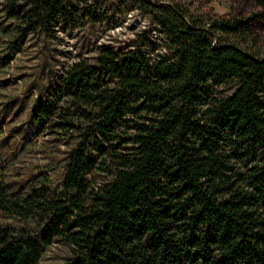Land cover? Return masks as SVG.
Here are the masks:
<instances>
[{
  "label": "trees",
  "instance_id": "16d2710c",
  "mask_svg": "<svg viewBox=\"0 0 264 264\" xmlns=\"http://www.w3.org/2000/svg\"><path fill=\"white\" fill-rule=\"evenodd\" d=\"M127 1L147 30L67 65L25 130L0 117V215L32 223L0 226V264H44L55 244L70 250L62 264H264V47L251 18ZM28 2L7 56L23 31L50 39L54 23L82 29L118 9ZM28 132L68 147L57 183L49 170L12 180Z\"/></svg>",
  "mask_w": 264,
  "mask_h": 264
},
{
  "label": "rangeland",
  "instance_id": "374dc122",
  "mask_svg": "<svg viewBox=\"0 0 264 264\" xmlns=\"http://www.w3.org/2000/svg\"><path fill=\"white\" fill-rule=\"evenodd\" d=\"M190 10H210L215 16L251 18V32L264 47V10L252 0H179ZM118 9L100 10L94 24L82 29L54 23L50 26V39L39 32L23 31L26 35L13 46L10 56L6 46L9 41L22 36L20 15L29 9L28 0H0V117H5L9 128L25 130L29 112L45 90L56 84L57 76L72 62L89 59L100 45L123 48L136 35L148 29L149 22L131 8L127 0H115ZM90 3H78V7L90 8ZM19 12L18 18L8 14ZM11 44V43H10ZM16 137L18 148L7 163L12 180L27 179L42 170L51 174L54 183L62 176L68 147L55 139L28 132L24 139ZM20 141V143H19ZM0 226L23 228L32 226L29 221H17L0 215ZM70 250L62 244L52 246L44 264H62Z\"/></svg>",
  "mask_w": 264,
  "mask_h": 264
}]
</instances>
